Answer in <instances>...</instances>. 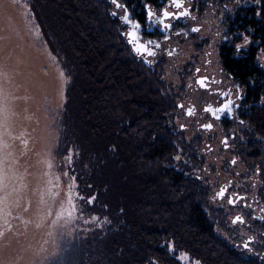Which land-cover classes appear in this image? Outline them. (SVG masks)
Returning a JSON list of instances; mask_svg holds the SVG:
<instances>
[{
    "label": "trees",
    "instance_id": "trees-1",
    "mask_svg": "<svg viewBox=\"0 0 264 264\" xmlns=\"http://www.w3.org/2000/svg\"><path fill=\"white\" fill-rule=\"evenodd\" d=\"M253 1L232 27L251 34L253 44L226 64L249 90L245 119L264 137V70L257 61L264 0ZM29 7L70 79L57 154L75 152L81 206L110 220L106 230L63 243L48 264H182L179 253L200 264H264L217 235L202 181L172 165L178 135L163 117L160 81L130 54L109 3L29 0ZM242 154L263 157L257 142Z\"/></svg>",
    "mask_w": 264,
    "mask_h": 264
},
{
    "label": "rangeland",
    "instance_id": "rangeland-1",
    "mask_svg": "<svg viewBox=\"0 0 264 264\" xmlns=\"http://www.w3.org/2000/svg\"><path fill=\"white\" fill-rule=\"evenodd\" d=\"M106 1L111 13L123 16L122 9H116L111 0ZM191 2L194 13L202 15L197 20L202 36L210 38L206 46L213 50L221 45L223 30L230 24L233 27L236 16L256 4L253 0ZM232 34L231 45L236 49H248L253 44L247 31L233 30ZM244 37L248 38L247 44ZM184 58L177 61H187ZM257 61L264 70L262 50ZM175 72L167 69L163 78L178 87ZM69 82L31 14L29 0H0V264H48L58 256L63 243L88 238L110 225L108 218L109 222H104V216L86 213L81 206L74 174L75 152L57 154V120L66 102ZM260 102L264 104V94ZM160 107L163 109L162 103ZM163 117L172 125L168 113ZM181 126L177 122L178 151L170 160L172 165L187 175L190 172L192 176L193 170L194 177H201L217 235L242 255L264 263V219L260 221L251 210L264 208V160L261 164H247L242 156L251 142H257L264 151V137L254 134L246 120L228 131L227 135H236L229 150L225 149L222 134L211 143L205 138L197 148L193 141L197 131L189 126L182 132ZM212 147L214 151H210ZM235 159L236 165L232 166ZM231 180L233 191L251 197L249 213L230 206L228 196L218 199L220 187ZM237 216L245 217V221L234 223ZM250 238L252 243L245 248ZM170 251L176 253L174 247ZM184 254H177L182 264H196Z\"/></svg>",
    "mask_w": 264,
    "mask_h": 264
},
{
    "label": "flooded vegetation",
    "instance_id": "flooded-vegetation-1",
    "mask_svg": "<svg viewBox=\"0 0 264 264\" xmlns=\"http://www.w3.org/2000/svg\"><path fill=\"white\" fill-rule=\"evenodd\" d=\"M122 4L127 5V10L133 23L139 21L141 28L137 31L140 33L141 41L147 43L151 40L160 45L158 49H155L157 54L154 57H144L142 59L134 53L133 47L129 43V37L126 35L132 30L131 27L119 19L121 15L118 14L117 17H114L118 22V29L123 42L129 49L132 57L139 64L145 66L150 74L160 81V92L165 100L162 103V110L164 113H168L172 119L171 126L176 130L177 122H181L182 132L189 126L193 127L197 131L196 137L193 139L197 148L201 146L205 138L209 140L208 143H211V141L222 134L224 136L222 139L223 143L225 138H227L225 149L229 150L230 142L235 139L236 135L235 133L227 135V133L231 128L236 127V125L246 122L245 114L248 109L247 101L249 97V90L246 84L237 79L226 64L227 57L230 59L242 58L246 52V49H236L234 45H231V38L233 37L231 24L222 32L223 39L221 45L216 50H213L208 49L206 46L210 38L202 36V26L197 21L202 15L199 12L197 15L194 13V4L191 0H183L184 10L190 13L188 17L169 21L172 24V28L168 30L167 39H165L164 33L160 31L158 25L146 20L145 5H149L152 12L155 13L153 17V20H155L156 17L162 14L165 8L169 12L178 11L171 5L170 0H124ZM192 17H195V19H192ZM193 28H198L199 31L194 32L192 31ZM187 42L190 43L188 46H180V44H186ZM149 47L151 48L153 45H149ZM169 52L172 54L168 55ZM183 56L187 61L178 62L177 59ZM144 60L150 61V64L144 63ZM167 69L177 71L174 74L179 78L178 87L173 86L172 82L170 83L167 81L168 79L163 78L166 77L165 73ZM201 78H206L208 85L206 88L201 87L197 83ZM229 90L231 92L230 97H225L223 93ZM228 98L234 102L231 116L225 113L221 119H213L211 114L205 111V108L209 106L214 108L220 107ZM180 105L183 107H179ZM189 109L194 110L192 115L187 114ZM184 121L191 122V124L189 125ZM209 123L213 127L210 130H206L203 126ZM210 151H214V148L212 147ZM262 153V159L255 161L257 164H261L264 160L263 150ZM244 159L247 164L251 163L249 159ZM236 160H233L235 163L232 161V166L236 165ZM196 168H198V165ZM258 171L261 172L260 169ZM191 172L194 177L193 170ZM195 178L201 179L199 175L195 176ZM225 186H227V191L224 197L218 199L223 200L228 196L229 199L234 200V203H229L230 206L233 208L241 207L243 213H249L250 206H252L249 203L251 197L247 193H240L237 190L233 191L232 180L228 184L221 186L220 190ZM251 210L257 218L262 217L264 213V208L261 211L257 208H252ZM241 218L245 221V217Z\"/></svg>",
    "mask_w": 264,
    "mask_h": 264
},
{
    "label": "snow or ice",
    "instance_id": "snow-or-ice-1",
    "mask_svg": "<svg viewBox=\"0 0 264 264\" xmlns=\"http://www.w3.org/2000/svg\"><path fill=\"white\" fill-rule=\"evenodd\" d=\"M171 5L175 7V9H177V12H169L167 10V8H165L162 11V14L159 17H156L155 20H153V17L155 16V13L152 12L151 8L149 5H145V13H146V20L148 22H151L155 25H158L160 27V31L162 33H164L165 39L168 38V30H170L172 28V24L169 22L171 20H178L181 19L183 17H188L190 15V13L186 10H184V4H183V0H170ZM111 3L115 6L116 9H123L124 10V14L123 16H120L119 19H121L124 23L128 24L131 27V31L128 32L126 35L129 37V43L132 45L133 47V51L136 55L140 56L142 59L144 57H154L157 53L155 51V49H158L160 47V45L158 43H155L153 41H148L147 43H144L141 41L140 39V33L137 31L138 29L141 28V25L139 23V21H136L135 23H133L132 19L130 18V14L127 10V5L126 4H121L120 0H111ZM111 15L113 17H117L118 13L117 12H112ZM192 19H195V17H192ZM192 31L194 32H198L199 29L198 28H193ZM218 34V33H217ZM244 41L245 44H247L248 38L244 37ZM149 45H153V47H149ZM237 48H240L239 45H237ZM172 53L169 52L168 55H171ZM144 63H149L150 61L148 60H144ZM197 83L201 86V87H207V81L206 78H201L200 80L197 81ZM223 95L225 97H230L231 92L230 90L226 93H223ZM233 106H234V102L228 98L225 100V102L218 108H214V107H207L205 108V111L210 113L213 119H221V117L227 113L229 116H231L232 111H233ZM179 107H183L182 105H180ZM193 109H189L188 110V115H192L193 114ZM206 130H210L213 125L211 123L206 124L203 126ZM225 145H227V138H225L224 141ZM70 158H71V153H70ZM177 159H179V157H177ZM233 163H235V161H233ZM227 191V186H225L224 188H221V190L216 194L218 198H223L225 193ZM95 201V197H89L88 198V204H92ZM229 203H234L233 199H229ZM260 219H264V217H258ZM104 222H109L107 217L104 218ZM235 222H240L243 223V219L241 217H236L234 220ZM110 223V222H109ZM252 243V239L250 238L248 243L244 244L245 248H248L249 245ZM173 246H169V249L172 250ZM185 256L187 255L186 253L184 254ZM181 259H183V257H181ZM196 264H199V262L197 261Z\"/></svg>",
    "mask_w": 264,
    "mask_h": 264
}]
</instances>
